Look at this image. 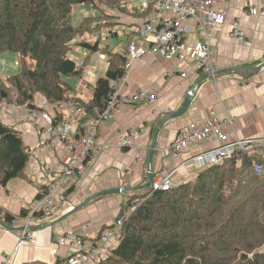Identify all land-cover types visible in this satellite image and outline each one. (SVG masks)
I'll return each mask as SVG.
<instances>
[{
	"label": "crops",
	"instance_id": "1",
	"mask_svg": "<svg viewBox=\"0 0 264 264\" xmlns=\"http://www.w3.org/2000/svg\"><path fill=\"white\" fill-rule=\"evenodd\" d=\"M248 6H264V0H226L215 5L217 10L226 13V19L211 31L209 37L216 65L214 76L195 71L196 64L191 60H165L154 56L143 62L132 61L126 81L117 85L119 91L129 96L146 89L156 95L155 103H122L99 124L95 139V161L85 168L83 175L62 184V190L70 185H74V188L63 200L58 199L51 218L33 225L37 226L32 229L34 239L19 248L15 264H58L79 252L82 246L98 244L99 241L94 239L103 228L106 230L113 224L123 197L129 193L127 190L147 183L149 171L153 177L172 171L173 185L192 180L198 169L190 160L191 155L217 144L212 140L202 141L174 156L168 149L170 143L181 129L192 122H201L212 116L222 121L229 118L232 124L223 126L226 142L236 138L264 142V14H250L247 12ZM133 7L140 8L138 5ZM112 13L117 15L119 22L125 24L114 27L113 32L118 40L110 45L112 52L120 53L126 51L128 44L122 29L134 26L136 33L132 39H138L141 24L145 21L157 22L158 18L156 13L143 18L116 11ZM189 24L194 25L191 21ZM236 26L244 33L242 41L233 36ZM198 38L201 37L196 32L189 35L188 41L193 43ZM101 39L105 43L101 42L100 48L108 44L107 30L102 33ZM122 40H126V43H121ZM94 53L96 57L81 47L77 48L76 55H71L78 66L84 67V71L75 77L73 85L69 84L85 101L93 96L97 79L103 77L107 70L105 55L100 51ZM182 71L186 72L185 77L180 76ZM192 90L194 97L187 111L164 124L156 139L152 157L149 158L156 118L177 111ZM0 115V119H8V123L15 124L30 151L23 176L0 187V209L22 219L24 216H21V211H27L40 192H45L60 179L65 145L47 146L48 137L42 123L38 125L27 119L23 108L11 109L10 113L1 112ZM74 121L72 132L75 134ZM126 131H133V144L131 147H120L118 137ZM113 189H120V192L92 199L84 207L64 217L88 196ZM19 228V222L5 224L0 220V264L11 261L21 232ZM62 234L72 235L77 241L71 243L65 240L60 245L56 244V236ZM111 239L108 240L109 244L102 246L104 251L115 245L116 238Z\"/></svg>",
	"mask_w": 264,
	"mask_h": 264
},
{
	"label": "trees",
	"instance_id": "2",
	"mask_svg": "<svg viewBox=\"0 0 264 264\" xmlns=\"http://www.w3.org/2000/svg\"><path fill=\"white\" fill-rule=\"evenodd\" d=\"M154 1L140 11L127 0H0V53L12 51L18 58V71L0 77V100L29 108L38 105L39 97L68 101L82 110L74 121L80 136L86 121L106 105L109 81H118L124 71V53L112 52L107 43L99 47L104 31L115 37L114 27L125 25L112 12L143 18L157 13ZM78 5L87 12L73 25L69 18ZM129 27L122 29L127 43L136 33ZM81 47L89 54L102 52L107 61L88 101L65 80L84 71L71 57ZM165 116L156 118L153 131ZM7 120L0 119V187L23 176L30 156L21 132ZM254 163H264L261 145L237 150L166 190L152 182L131 187L116 217H123L116 243L93 264H264V176L253 174ZM73 188L63 190V197ZM26 213L22 210L21 216ZM14 218L0 209L5 224Z\"/></svg>",
	"mask_w": 264,
	"mask_h": 264
},
{
	"label": "built area",
	"instance_id": "3",
	"mask_svg": "<svg viewBox=\"0 0 264 264\" xmlns=\"http://www.w3.org/2000/svg\"><path fill=\"white\" fill-rule=\"evenodd\" d=\"M133 1H138L141 10H146L150 0H127L130 6ZM226 0H155L154 7L158 15L157 22L145 21L139 29V38L132 39L127 44L124 52V71L118 81L111 79L109 85L112 92L106 105L96 111V116L89 118L80 136L72 132V122L82 113L79 107L63 101L52 104L43 98L41 104L27 108L28 119L41 121L44 124V133L50 137L45 143L47 146L53 144H64L65 154L60 167V179L53 182L46 192L31 202L27 213L22 219L14 218L13 223H20L22 229L18 236L12 259L8 264H15L19 248L34 239L32 226L44 222L53 216L58 199L63 200L62 184L69 179L84 174L86 167H89L96 159L95 139L98 126L122 103H133L136 101H147L155 103L156 95L140 89L133 95H123L117 85L126 81L131 69L132 61L143 62L154 56L165 60H191L196 64L195 71H201L207 75L216 74V65L210 50L209 37L213 29L225 22L226 13L217 10L215 5ZM241 1V0H236ZM247 12L253 15L264 14V6H248ZM189 21L194 25H190ZM124 33L127 31L122 30ZM199 33L201 38L189 43V35ZM233 36L236 40L242 41L244 33L239 26L233 29ZM147 42L144 45V42ZM181 77L186 72L180 73ZM12 90V95H14ZM0 100V113L11 111V107L17 104L13 101ZM11 105V106H10ZM65 110V111H64ZM2 115H0V118ZM225 124H232V121L219 120L216 117H209L201 122H192L181 129L176 138L170 143L168 149L173 155L189 150L195 144L202 141H216L215 146L199 151L191 155L190 160L200 170L207 165L216 164L234 155L237 150H248L253 146L261 145L257 140L234 139L226 142V135L223 130ZM133 144V131H126L119 135L118 145L120 147H131ZM256 176H264V163H254L251 168ZM171 172L163 175H156L152 179L155 188L166 190L173 185ZM133 209V207H132ZM123 217L115 219L110 228L105 230L95 245L82 246L79 252L66 257L58 264H93L106 252L102 246L109 244V239L117 238ZM65 240L71 243L76 242L72 235H58L55 243L60 245Z\"/></svg>",
	"mask_w": 264,
	"mask_h": 264
},
{
	"label": "rangeland",
	"instance_id": "4",
	"mask_svg": "<svg viewBox=\"0 0 264 264\" xmlns=\"http://www.w3.org/2000/svg\"><path fill=\"white\" fill-rule=\"evenodd\" d=\"M137 5H139V2L138 1H133L130 6L133 7V6H137ZM86 11H87V7H85V6H81V5L74 6V8L72 10V14H71V16L69 18L70 23H72L73 25L78 24L79 21L82 18V15L86 14ZM116 40H118L117 37L109 38L108 39V44L109 45L115 44ZM101 42L105 43L104 39H101ZM121 43L125 44L126 40H122ZM146 44H147V42L145 41L144 45H146ZM92 56L96 57V53H93ZM17 61H18L17 54L12 52V51H4V52L0 53V77H3V76L9 75V74H13V73L17 72L18 71V65H17L18 62ZM74 79H75V77H73V76H66L65 77V80L68 83L72 84V85L74 83ZM11 95H12V92H11ZM42 100H43L42 97L38 98V101H37L38 105L41 104ZM5 101H7V100H5ZM5 101H3V102H5ZM13 102H15V104H17L16 101H13ZM65 102H66V104L70 103L68 101H63V103H65ZM50 103L52 104V102H50ZM18 107L19 108H23L24 111H25V115L28 117L27 108H26L25 105L17 104L16 107H14V108L11 107V108L12 109H16ZM6 112L10 113V111H6ZM33 122L37 123L38 125H40L42 123L41 121H36V120H33ZM42 126H43V129H44V124L43 123H42ZM47 137H48L47 140H50V137L48 135H47ZM126 200H127V197L124 196L121 202L124 203V202H126Z\"/></svg>",
	"mask_w": 264,
	"mask_h": 264
},
{
	"label": "water",
	"instance_id": "5",
	"mask_svg": "<svg viewBox=\"0 0 264 264\" xmlns=\"http://www.w3.org/2000/svg\"><path fill=\"white\" fill-rule=\"evenodd\" d=\"M193 97H194V91L192 90L185 96L182 106L177 111H175L174 113L164 117L163 119H161L157 123L155 131H154L153 141H152V144H151V147H150L151 149H150L149 158L152 157L153 149L155 148V144H156V139L158 137V134H159L161 128L164 126V124L167 121H169L171 119H175V118L180 117L181 115H183L187 111V109L190 106V104L192 103ZM152 178H153V174H152L151 171H149L148 172V181L142 187H146V186L150 185L151 182H152ZM119 192H120V189H113V190H104V191H100V192L94 193V194L88 196L87 198H85L82 203H80L79 205L75 206L71 211L66 213L64 215V217H67L71 213H73V212L79 210L80 208L84 207L93 198L99 197V196L104 195V194H112V193H119ZM36 227L37 226H32L31 228L33 229V228H36ZM19 229L21 230L22 227L19 228Z\"/></svg>",
	"mask_w": 264,
	"mask_h": 264
},
{
	"label": "bare ground",
	"instance_id": "6",
	"mask_svg": "<svg viewBox=\"0 0 264 264\" xmlns=\"http://www.w3.org/2000/svg\"><path fill=\"white\" fill-rule=\"evenodd\" d=\"M89 22V21H88ZM114 239V238H113ZM113 239H111V240H113ZM107 247V246H106Z\"/></svg>",
	"mask_w": 264,
	"mask_h": 264
}]
</instances>
